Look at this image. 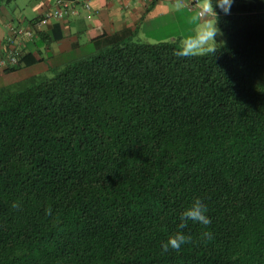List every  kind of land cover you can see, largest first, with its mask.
I'll list each match as a JSON object with an SVG mask.
<instances>
[{"label": "trees", "instance_id": "1", "mask_svg": "<svg viewBox=\"0 0 264 264\" xmlns=\"http://www.w3.org/2000/svg\"><path fill=\"white\" fill-rule=\"evenodd\" d=\"M217 10L214 57L110 43L0 89V264H264V0Z\"/></svg>", "mask_w": 264, "mask_h": 264}, {"label": "crops", "instance_id": "2", "mask_svg": "<svg viewBox=\"0 0 264 264\" xmlns=\"http://www.w3.org/2000/svg\"><path fill=\"white\" fill-rule=\"evenodd\" d=\"M74 15L54 20L41 27L32 39L17 44L21 58L34 61L30 66L17 65L0 71V89H15L28 80L49 78L52 70L96 53L110 43H149L145 27L158 18L176 17L186 8L180 0H75ZM56 0H0V58L10 46L7 41L10 28L25 27L47 10L54 8ZM84 5H88L86 8ZM217 11L218 15V10ZM96 23L104 32L101 40L96 36ZM153 40V39H152ZM159 42H162L159 41ZM158 43V42H157Z\"/></svg>", "mask_w": 264, "mask_h": 264}, {"label": "clouds", "instance_id": "3", "mask_svg": "<svg viewBox=\"0 0 264 264\" xmlns=\"http://www.w3.org/2000/svg\"><path fill=\"white\" fill-rule=\"evenodd\" d=\"M201 11L194 17V21L198 20L192 33L184 36L180 41V48L177 55L180 57H196L207 56L211 54L213 57L219 52L223 46V42H218V37L222 35L218 27V15L215 9L227 15L230 12L233 0H200ZM16 207V205H13ZM207 208L200 201H194L189 208L180 215V222L176 226V231L169 235L167 239L161 243V251L164 253L170 250L179 252L188 242L184 229L191 222L199 224L203 229L211 224V220L207 216ZM203 237L211 236V233L202 231Z\"/></svg>", "mask_w": 264, "mask_h": 264}, {"label": "built area", "instance_id": "4", "mask_svg": "<svg viewBox=\"0 0 264 264\" xmlns=\"http://www.w3.org/2000/svg\"><path fill=\"white\" fill-rule=\"evenodd\" d=\"M180 2L190 11L198 10V13L201 11L200 0H180ZM76 4L75 0H56L52 10H47L28 26L10 28V36L7 41L10 48L7 54L0 58V71H5L18 65L21 59V53L17 49L18 43L32 39L35 33L41 27L48 25L49 22L74 15L76 13ZM84 6L88 8V5Z\"/></svg>", "mask_w": 264, "mask_h": 264}, {"label": "rangeland", "instance_id": "5", "mask_svg": "<svg viewBox=\"0 0 264 264\" xmlns=\"http://www.w3.org/2000/svg\"><path fill=\"white\" fill-rule=\"evenodd\" d=\"M197 14L198 10L187 11L182 8L176 17H165L153 20L145 27L146 36L151 38L148 41L157 43L162 40V42H172L178 46H181V39L184 36L192 33L196 24L200 22L198 20L194 21L193 19L197 16ZM221 41L224 44L225 39L223 34L218 37V42Z\"/></svg>", "mask_w": 264, "mask_h": 264}]
</instances>
